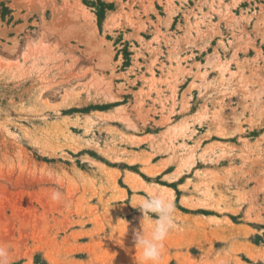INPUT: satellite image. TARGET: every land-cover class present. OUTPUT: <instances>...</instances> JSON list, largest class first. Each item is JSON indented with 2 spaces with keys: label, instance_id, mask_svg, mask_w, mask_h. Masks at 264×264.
Returning <instances> with one entry per match:
<instances>
[{
  "label": "rangeland",
  "instance_id": "374dc122",
  "mask_svg": "<svg viewBox=\"0 0 264 264\" xmlns=\"http://www.w3.org/2000/svg\"><path fill=\"white\" fill-rule=\"evenodd\" d=\"M81 1L97 29L73 0H0L2 264L264 259V0ZM188 76L201 105L177 110ZM184 119L193 130L172 149ZM130 171L173 190L178 228L158 261L134 244L157 217L142 220L150 193Z\"/></svg>",
  "mask_w": 264,
  "mask_h": 264
},
{
  "label": "clouds",
  "instance_id": "9594fccd",
  "mask_svg": "<svg viewBox=\"0 0 264 264\" xmlns=\"http://www.w3.org/2000/svg\"><path fill=\"white\" fill-rule=\"evenodd\" d=\"M59 197L60 193L54 191L52 199L57 200ZM136 207H138L143 213L142 220L147 213H153L157 218L152 220L151 216H148V219L152 222L151 238L146 237L142 225L141 230H133L134 244L135 246L138 245L142 248L143 260L158 261L162 257L164 241L167 239L171 231L178 228L175 218L174 204L157 190L148 195L144 201ZM6 255L7 250L0 248V264H2L3 257Z\"/></svg>",
  "mask_w": 264,
  "mask_h": 264
},
{
  "label": "bare ground",
  "instance_id": "6f19581e",
  "mask_svg": "<svg viewBox=\"0 0 264 264\" xmlns=\"http://www.w3.org/2000/svg\"><path fill=\"white\" fill-rule=\"evenodd\" d=\"M68 1V0H67ZM34 3V1H33ZM33 6H36V5H33ZM72 6H75L77 9H79L83 15H84V18L87 22V24L93 28V29H97L96 27V23L94 21L95 19V15L94 13H90L87 11V8H86V5L81 1V0H73V3H72ZM34 8V7H33ZM34 10V9H32ZM120 15V14H119ZM116 15L113 14V15H110V17L106 20L105 22V27L106 29H110L112 30V27L115 25L114 24V19H115ZM34 48H32V46H30L29 50L26 52L25 54V58H29L33 56L34 54ZM222 65H225L224 63ZM176 74V73H175ZM176 77V75H174ZM173 76V77H174ZM174 77V78H175ZM187 103H184V109L187 108ZM205 108H206V105H204ZM203 108L202 110L198 111V113L194 116V118L196 119H200L202 117H206V112L207 110ZM189 123L187 121H184V122H181L180 124H177L175 126V128L173 129L171 135H170V138L169 140L171 139V144H172V149H175L177 148V146L174 144V139H177L178 136H187L188 135V129H189ZM124 135V134H123ZM190 135V134H189ZM188 135V136H189ZM125 136V135H124ZM129 139V138H128ZM134 139H132L133 141ZM135 143V142H133ZM180 145H184V143L180 144ZM193 155L190 153L188 154L187 157L183 158V165L184 167L188 166L190 167L191 165L194 164V159L192 157ZM180 158V157H179ZM119 159V158H118ZM129 161V159H127ZM133 161V160H132ZM132 161H129V162H132ZM182 161V160H181ZM143 162V161H142ZM145 164H149L150 163V158H147L145 161ZM162 169V166L158 167V168H149L148 166L145 168V171L148 172V173H156V172H159L160 170ZM114 173V178H117L119 176V171H116V172H113ZM126 181L127 183L131 186V188L135 189V190H140V189H143L145 191H148L150 194L156 192L157 190L160 191V193L164 196H166L167 198H170L171 200L173 199L174 195H173V190L170 188V187H167L165 185H160V184H155V185H149L147 184L143 179L142 177L135 173V172H128L127 174V177H126ZM201 183H205V182H201ZM200 183V184H201ZM169 199V200H170ZM170 200V201H171ZM188 201V198H184L183 202L184 203H187ZM253 256H256V255H253ZM264 257V256H263Z\"/></svg>",
  "mask_w": 264,
  "mask_h": 264
},
{
  "label": "crops",
  "instance_id": "0c3cea01",
  "mask_svg": "<svg viewBox=\"0 0 264 264\" xmlns=\"http://www.w3.org/2000/svg\"><path fill=\"white\" fill-rule=\"evenodd\" d=\"M193 54H196L195 52L193 53ZM183 55H185V53L184 54H182V56ZM196 61H197V59H196ZM188 62V64L189 65H191L190 64V62L189 61H187ZM192 65H193V63H192ZM197 68V67H196ZM195 67L194 68H192V70L193 71H195V69H196ZM173 72L175 71V70H172ZM172 72V73H173ZM194 79V77L193 76H188V77H186L185 78V80L184 81H179V84L177 85V87H176V99H177V110H179L180 108H181V106H182V104H183V99H184V96L187 98V99H189V105H190V108L191 107H193L194 106V104L195 105H197L198 103H199V105H201V102H199V100H197V98H198V96H199V88L198 87H196L195 86V84H197V85H200V81L199 80H193ZM167 95H171V92H168L167 93ZM195 100H197V101H195ZM188 105V104H187ZM184 106V105H183ZM198 107V106H197ZM187 108H188V106H187ZM186 108V109H187ZM188 109L186 112L184 111L182 114H180L181 115V117L184 115V117H189V116H192L193 115V117L198 113V111H195L194 113H192V112H190L191 111V109ZM199 111L200 110H202V109H198ZM192 113V114H191ZM175 116H177V115H175ZM184 121H187L190 125H191V123L189 122V120H187V119H184V120H182V121H180L179 123H177V124H180L181 122H184ZM177 124H174L173 126H172V131H173V129L175 128V126L177 125ZM199 126V125H198ZM189 129L192 131L193 129L189 126ZM190 130L188 131V134H189V132H190ZM172 131H171V133H172ZM170 133V134H171ZM184 141H179L180 142V144H182L183 142H185L186 143V140L185 139H183ZM157 163H159V161L158 162H156L155 164H157ZM148 165V164H147ZM163 165H162V169H163ZM146 168V167H145ZM149 168L151 169L152 167H150L149 166ZM154 169V168H153ZM161 169V170H162ZM160 170V171H161ZM165 170V169H164ZM118 171V170H117ZM159 171V172H160ZM159 172H156V174L157 173H159ZM148 173V172H147ZM148 174H151V173H148ZM154 174V173H153ZM145 181V180H144ZM146 182V181H145ZM147 184H149V185H152L151 183H148V182H146ZM168 187V186H167ZM172 189V188H171ZM126 191V190H125ZM126 196H128V193H127V191H126ZM257 247V246H256ZM233 264H264V259H261V258H256V259H252V261L251 262H246V261H243L242 259H240V260H236V261H234V263Z\"/></svg>",
  "mask_w": 264,
  "mask_h": 264
},
{
  "label": "trees",
  "instance_id": "16d2710c",
  "mask_svg": "<svg viewBox=\"0 0 264 264\" xmlns=\"http://www.w3.org/2000/svg\"><path fill=\"white\" fill-rule=\"evenodd\" d=\"M98 18H99V23H101L103 20V15L100 12H98Z\"/></svg>",
  "mask_w": 264,
  "mask_h": 264
}]
</instances>
